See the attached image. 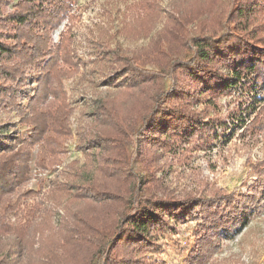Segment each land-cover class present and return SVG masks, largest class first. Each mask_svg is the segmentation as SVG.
<instances>
[{
    "label": "trees",
    "instance_id": "16d2710c",
    "mask_svg": "<svg viewBox=\"0 0 264 264\" xmlns=\"http://www.w3.org/2000/svg\"><path fill=\"white\" fill-rule=\"evenodd\" d=\"M76 1L19 0L7 12L0 0V104L25 115L16 99L19 83H14L24 78V66L50 57L31 99V115H23L33 126L30 141L47 139L51 145L50 164L71 133L63 79L79 70L71 26L54 45L51 33L66 18L73 20ZM36 22L44 24L42 34L34 31ZM101 51L114 63L107 83L119 88L95 101L93 123L80 139L81 147L94 152V176L74 184L58 224L6 222L18 202L4 204V198L29 178L30 154L29 141L20 145L11 134L0 137L7 144L0 148V264H148L141 254L155 246L156 232L167 227L168 216L178 221L197 217L187 263L204 264L262 208L264 167L256 165L258 178L246 192L221 189L183 197L157 173L164 171L167 144L196 139L205 145L217 134L214 122L200 120L197 98L245 87L251 71L257 73L249 80H255L257 92L239 105L246 113L240 127L264 131V0H181L146 47L131 54L120 46ZM50 95L53 100L45 103ZM3 129L0 125V136ZM7 233L15 236L18 248L4 239Z\"/></svg>",
    "mask_w": 264,
    "mask_h": 264
},
{
    "label": "rangeland",
    "instance_id": "374dc122",
    "mask_svg": "<svg viewBox=\"0 0 264 264\" xmlns=\"http://www.w3.org/2000/svg\"><path fill=\"white\" fill-rule=\"evenodd\" d=\"M18 1L4 0L5 10H14ZM180 5L181 0L74 2L73 20L69 22L66 18L51 33V45H54L60 40L61 32L71 26L79 67L74 75L63 79L71 109L68 117L71 133L64 138L54 164H50L55 154H52L47 139L32 143L30 136L33 126L24 121V116L31 115V99L37 93L42 69L50 57L39 60L35 65L24 66V78L14 83H19L16 99L18 105L23 106L25 115L19 113L16 107L0 104V125L4 128L3 136L0 137L11 134L16 137L15 142L29 141L25 149L30 154L29 178L5 196L3 201L4 204L18 202L15 208L6 213L8 224L28 227L42 221L59 223L66 206L71 203L74 184L94 176V152L81 147L80 139L82 132L93 123L95 101L113 96L119 88L115 83H107V79L113 76L114 63L108 53L101 49L120 46L131 54L146 47ZM44 27L42 22H36L34 31L42 34ZM8 30L13 34L14 26ZM105 44L108 46L105 47ZM17 61L16 57L10 60L12 64ZM249 77L254 79L257 73L251 71ZM250 78L245 81H248L245 87L230 88L226 93L207 92L197 98L195 105L200 120L216 124L217 134L207 144L199 145L196 139L188 143L167 144L161 159L165 165L164 171L157 173V176L163 178L176 196L221 189L225 192H246L257 180L256 165L264 167V131H246L240 127L239 121L242 116H246V113L242 114L240 103L257 92L253 87L255 80L249 82ZM261 90H264V82L261 83ZM53 98L50 95L44 102L48 103ZM259 109L260 106L257 111ZM5 146L7 144L0 142V148ZM262 205L248 225L234 238L223 240L220 250L204 264H264V202ZM2 207L0 214L4 213ZM178 220L168 216L167 227L157 230L155 246L145 249L141 254L148 264H188L199 221L195 216ZM3 237L18 248L13 234L7 233Z\"/></svg>",
    "mask_w": 264,
    "mask_h": 264
}]
</instances>
